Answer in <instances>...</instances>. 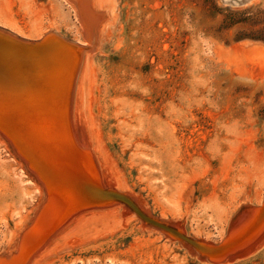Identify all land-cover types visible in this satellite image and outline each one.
<instances>
[{"label":"rangeland","instance_id":"374dc122","mask_svg":"<svg viewBox=\"0 0 264 264\" xmlns=\"http://www.w3.org/2000/svg\"><path fill=\"white\" fill-rule=\"evenodd\" d=\"M88 1L0 0L76 61L57 95L0 51V264H264V0Z\"/></svg>","mask_w":264,"mask_h":264},{"label":"bare ground","instance_id":"6f19581e","mask_svg":"<svg viewBox=\"0 0 264 264\" xmlns=\"http://www.w3.org/2000/svg\"><path fill=\"white\" fill-rule=\"evenodd\" d=\"M65 1L68 3H71V5L73 4L72 7L73 6H76L77 8L79 7V0H65ZM81 1H83L82 3L84 2L86 3V1L89 2L88 0H81ZM255 1L257 0H237V1L221 0L223 4L230 5V6H243V5L249 4V2H255ZM90 8H92V6ZM250 44L251 43H248L245 40V41L240 42L238 45L234 46V49L238 52H250V51H245V47H248ZM12 45H15V43H12ZM256 48H258L262 52L264 51L263 47L256 46L255 49ZM17 49L19 50L16 51V54L23 58L21 51H24L23 53H25V49L23 48H17ZM34 50L36 51V54L34 55L32 52H31L32 54L26 52V54H28L29 56L28 58H26V64L32 66L31 67L32 69L28 70V73L31 74L29 77L31 79L30 81L37 84L38 89L46 87L51 91V93H55L57 95L64 93L65 90H67V87L70 86V83H71L70 81L72 80L74 72H76L75 71L76 61L72 56L69 57L67 47L63 44V42L57 41V38H54L53 36L48 34L46 36L44 35V39H42L41 42H39L38 44L34 46L33 51ZM90 195L93 196L92 194Z\"/></svg>","mask_w":264,"mask_h":264},{"label":"water","instance_id":"95a60500","mask_svg":"<svg viewBox=\"0 0 264 264\" xmlns=\"http://www.w3.org/2000/svg\"><path fill=\"white\" fill-rule=\"evenodd\" d=\"M40 41H37V42H30V41H26V40H22L18 37H16L15 35L11 34L10 32L6 31V30H3V29H0V51H8V52H11L12 54H15L16 51H18L19 49L17 48H23L25 49V53H23L24 51H21V54L23 55V57L25 58H28V54H26V52L28 53H33L36 54V51L34 49V46L36 44H38ZM12 43H15V45H11ZM76 46V44H75ZM79 46V45H78ZM22 49V50H23ZM8 52H2L4 54H8ZM2 53H0V57H2ZM31 53V54H32ZM8 57H11V58H18V59H15V60H19L21 59V57L19 56H16V55H9ZM41 94L43 95H47V94H44L42 92H40ZM51 181L53 183H56V177H54L52 174H50V177ZM92 184V182L88 181L84 184H86L87 188H88V191L92 193L93 196H96V197H99V198H102V199H107L108 201L109 200H119V201H123L125 202L126 204H128L134 211H136V213L139 215V217H141L142 219H144L145 221H147L148 223H151L157 227H160V228H164V229H167L165 226L161 225V224H158L150 219H148L147 217H145L133 204L132 202L126 198L125 196H123L122 194H119L117 192H114L112 190H97L96 188H93L90 184ZM178 237H180L181 239H184V240H187L185 237H183L182 235H178Z\"/></svg>","mask_w":264,"mask_h":264}]
</instances>
